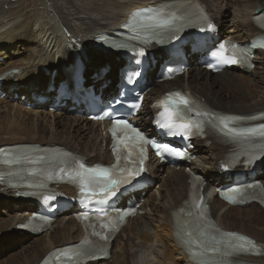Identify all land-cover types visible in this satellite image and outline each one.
<instances>
[{
    "label": "bare ground",
    "instance_id": "1",
    "mask_svg": "<svg viewBox=\"0 0 264 264\" xmlns=\"http://www.w3.org/2000/svg\"><path fill=\"white\" fill-rule=\"evenodd\" d=\"M150 1L152 0H0V31L2 32L3 29L10 26L9 29L6 31L4 30V32L0 34V49L1 45H8L9 49H12L10 42H12V47L18 48V43L16 47V42L14 41L17 39L22 40L20 42L23 44L27 43L29 46L32 45L31 50L27 51L26 57L21 60L22 63L19 66L6 68L2 67L0 64V75L4 76L2 85L5 88H2V90H6L5 92L10 94L12 89L16 87L15 85H20L23 81H29L30 79H33L34 82H36L35 79L49 81L53 73L57 72L56 74L60 76L63 68H65L67 82H74L76 80V73L80 74L82 72V83L84 84L82 87H85L86 83L94 85L90 79H85L86 74L90 73L89 69L94 67L93 65L103 66L112 61V59H119L118 62L116 60L114 61L113 67H126L128 66V64H126L128 59L131 60L129 66H135L140 58L130 55L127 59L121 60L118 56H112L111 54H105L96 50V37L101 33L110 35L113 31H118L122 22L126 21L129 13L133 9L147 7L156 0ZM196 1L201 4L205 10L207 16H204L201 22H203L204 27L208 28L209 25L211 26L212 22H214V15L211 13V7L213 5L205 0ZM197 2H193V9H198ZM244 3L247 5L246 7L252 8L251 11L244 14L245 17L241 14V16L244 17L242 19L243 21L237 28H232L227 32L228 40L242 44L245 43L246 40L264 33V12H260L261 17L258 19L254 18L256 16L254 15V10L256 8H260L264 11V7H262L264 6V0H245ZM234 8L237 11L239 7L234 4ZM51 12L53 15H51ZM95 33L97 34L93 37ZM84 37L93 38L92 40L87 38L86 44H84ZM219 37V34L215 32V30H209V33L203 38V42L199 39L193 41L187 40L186 42L176 41L172 45L167 46L165 48V56L170 58L172 54L180 53L183 57L181 56L178 58L177 56H173V59L176 60H173V62H182V59L185 64H192V66L187 74L171 82L160 81L159 75H157L156 80H152L153 82L148 84L151 91L145 97L144 103L150 101L148 103L151 104L153 101L160 99L164 94L177 89L189 91L215 112L240 117H250L260 114L263 117L261 122H264L263 53H258V59L256 61L261 66V76H263L261 80L258 79L260 80L259 84L255 83L254 78L256 77L249 76L256 71L257 68L253 71H240L234 70V67L233 70H226L220 74L214 75L198 66V61L202 60L206 55L205 51L210 49L213 40ZM12 38H14V40H11ZM35 41H38L37 45H35ZM60 50L65 53L60 55ZM147 51L153 56V60H158V57H160V53L153 48L147 49ZM53 57H56V62L48 67H31L33 63L50 62ZM194 58H197V60H194ZM25 60L28 61V64L24 65L26 62ZM153 65H155V62H153ZM10 69H18L21 73H18V75H10L8 73ZM107 70H109V68H107ZM105 72L104 70L95 71L97 77L94 81L100 84V88L103 85H107L103 93L111 94L115 85L119 84V81H117V83L113 81L109 82L107 77L112 71H110L109 74L106 72V75ZM29 82L27 84H29ZM25 85L26 82L24 86ZM52 89H55L54 93H49ZM63 93L71 98H73V94H75L79 98L78 103L74 104V106H76L74 108H77V110H83L89 105V100L85 99V93H81L79 90L72 91L69 85L63 86L58 92L54 86H51V89L46 92L44 97H47L48 101L51 96L55 94L58 100H60ZM12 98L13 95H9L8 99ZM83 99H85L84 106L82 104ZM3 103L6 105L4 107L8 110L9 116H11L13 112H15V115H20L23 106L21 105L22 103L16 105L18 103L11 100H0V104ZM35 104H38L37 100ZM145 107V112L148 113L150 108L148 106ZM24 108L26 107L24 106ZM58 111L60 110L58 109ZM65 115L69 114L64 113L62 117H65ZM64 120H66V123L70 122L64 118L61 121L63 122ZM76 121L84 124L85 129L82 131L84 132L83 135L87 138V142H81L79 138V141H77V138L75 139L74 137L67 136L69 144L74 143L79 149H84L87 153L96 156L97 159L94 161H89L86 155L80 156V158L85 160L87 165L103 164L102 162L110 157L108 149L104 146V144L106 142L109 143V141L107 137H105L103 129L98 123L87 121L84 117L77 118L74 122ZM252 123L254 122H251V124ZM33 124L35 123L33 122ZM9 125L10 122L6 120V122L4 121L0 126V143L2 146L11 145L15 142H22L18 141L17 138H29L31 136L42 138L45 136L42 135L41 131L36 129V131L34 129H28L29 131H26L23 130L22 127L18 129L14 128V126L9 127ZM81 127L79 128L81 129ZM8 137L11 139L6 142L5 138ZM55 138H59L58 134H55L54 140ZM207 145H209V147ZM203 146L208 147L211 153L210 157L198 156L190 166H186L179 170L167 168V175L161 181V187H159L157 192L155 191L156 194H153L152 188L154 186V181L160 179L163 169L161 167L158 168L155 164L151 165V174L152 177L155 178L150 179V182L152 181L150 187L148 186L144 190L145 194H149L150 196L148 199L140 201L143 203L140 211L145 212L146 215H152V217L145 218L139 216L130 221L128 226L123 229L121 234L112 243L111 257L98 264H194L189 253L180 246L179 241H175V235L177 237L182 236L181 223H179L178 229L176 228V222H180L179 212L181 210L187 211V209H189L188 207L191 205L190 193L193 177L186 172L187 168L195 173L200 172L206 175L204 195L205 200L210 206V218L215 222L216 226L227 232H237L249 236L255 239L261 247L262 254L259 257L244 258L243 261H247L249 264H264V208L258 204H253L244 208L229 207L216 197L217 189L228 185L230 181L236 179L237 175H239L238 177L243 175L245 178L257 181L259 177L264 175V162L261 164L260 160L257 164L256 161L254 166L248 169L245 167V160L241 161L239 164L233 162V160L238 161V157L235 155V146L230 144L229 140L226 138L216 134L213 135V139L210 143L200 142L194 153ZM64 151H66V149ZM90 154H88V156H90ZM237 154L241 155V152L238 151ZM75 159L78 160V158ZM253 160V155L247 157V164H250ZM257 175L258 178L256 179ZM60 190H64L68 194H73L74 197L76 196L75 191L70 187H63ZM160 190H162L164 194L161 193ZM3 195H5L6 200L12 199L11 201L15 204V207L19 208L15 209L13 215L9 216V224L12 222H14L12 223L14 225L23 224L28 217V211L32 207L31 203L34 205L33 209L37 206L42 209L46 208L42 200L31 199L32 201L26 204L29 210L23 211L21 207L25 205L20 203V199L15 196V193L0 187V200H3ZM135 199H137V197ZM8 203L10 204V201H8ZM117 205L118 207H124V203H118ZM69 211H60L57 216L59 218L47 231L31 236L22 233L26 238L31 237L29 239H33L32 237L35 236L39 237H35L37 239L36 242L33 241L35 245L31 248L33 253H31L30 256L32 258H29V256L21 260L19 258L18 260L20 261L17 264H39L48 252L58 248L59 245L64 243L66 245L76 244L79 240L83 239L85 234H83L84 227L79 226L73 216H71L74 213ZM241 212L246 213V215L241 214ZM198 222L204 223L206 220L202 217H198ZM241 227L243 229H241ZM208 232L209 229L203 231L204 234H208Z\"/></svg>",
    "mask_w": 264,
    "mask_h": 264
},
{
    "label": "rangeland",
    "instance_id": "2",
    "mask_svg": "<svg viewBox=\"0 0 264 264\" xmlns=\"http://www.w3.org/2000/svg\"><path fill=\"white\" fill-rule=\"evenodd\" d=\"M152 1H150V2H152ZM205 1L210 2L213 5L211 7V13H212V15H214V22L213 23H215L216 25L218 24L217 28L221 32V35L219 38H223V39L228 38L227 32H229L232 28L233 29L237 28L238 25L243 21L242 19L245 17L244 14H246L248 11H251V9H252L250 7H246L247 5H245V3H244L245 0H220V1L219 0H205ZM234 4L238 5V7H239L237 9V11L234 8ZM262 7H264V6H262ZM219 10H220V13H219ZM255 10L256 11L260 10L261 13L264 12L260 8H258V9L256 8ZM255 10H254V15H258ZM235 11H236V13H235ZM218 13H219V16H218ZM241 14H243L244 17L241 16ZM51 15H53L52 12H51ZM9 27L10 26H7L5 29L2 30V32L0 31V34H2L4 32V30L6 31L7 29H9ZM97 33H100V32H97ZM97 33H95L93 35V37ZM84 38H85L84 44H86L87 38L89 40H92V38H90V37H87V38L84 37ZM11 40H14V38H12ZM14 41L16 42V47H17V43H18V48L12 47V42H10V44H11L10 46L12 49H9L8 45H1L0 64L2 67L7 68V67H17V65L19 66L22 63L21 60H23L26 57V55L28 53L27 51L31 50V48H32V45L29 46V45H27V43L26 44L21 43L20 41H22V40L17 39ZM247 41L248 40H246V42ZM37 44H38V41H35V45H37ZM157 52H159L161 54L160 51H157ZM64 53L65 52L62 50L59 51L60 55H63ZM60 55H58V56H60ZM115 60L117 62L119 61V59H112V61L108 62L107 64H104L103 66L93 65L94 67L89 69L90 73L86 74L85 79L86 80L90 79L91 82L94 83V85H90V86L94 87L95 90H97V88L100 87V84L98 82L94 81V79L97 77V74L95 73V71H97V70H104L107 72V74H109L110 71H112L111 74L107 77L108 81L109 82L113 81L114 83L115 82L117 83V81H119V74H120L121 67L120 68H114L113 67V63ZM55 62H56V57H53V59L50 62L33 63L31 65V67L32 68H42V67H46V66L48 67ZM25 64H28V61H26L24 63V65ZM91 66H92V64H91ZM109 66H111V67H109ZM107 68H109V70H107ZM255 68H257V70L254 71L253 73H251L249 76L250 77H252V76L256 77V78H254L255 83L259 84L260 80L262 79L263 76H261L262 70H261V66L259 65L258 62L255 63ZM11 70H18V69H10L9 71H11ZM28 70H29V68H28ZM156 71H157V68L154 70L153 74L156 73ZM6 72H8V71H6ZM106 72H105V75H106ZM56 73H53V75L51 76V80H49V81H46V80L43 81L40 79H35L36 82H34L33 79H30L29 80L30 82L29 81H23L22 82L23 84L21 83L20 85H15L16 87L12 89L11 93L9 92L10 94H8V92L6 93L5 92L6 90L5 91L2 90V88H4V86L2 85V87H1L2 91H0V100H11V101L18 103L16 105H20L22 103L21 105H23V106H22V109L20 111V115L18 116V114H16L19 117L18 118L15 115V112H13V114L11 115L12 117L9 116L8 110L4 107L6 105L4 103L0 104V108H1L0 109V123H1L0 126L2 125V123H4V121L6 122V120H7L10 122L9 127L14 126V128H18V129H21V127H22V129L26 130V131L36 129V130L41 131L42 135H45L42 138H36L33 136H31L29 138H25V137L17 138L18 141H22V142H17V143L15 142L11 145H19V144H27V143H29L27 145L39 144V145L44 146V147H50L52 145V146H56V147L61 148V149L65 148L68 153L74 154L76 156L86 155L87 159L89 161H94L97 159L95 155H91L90 153H87L84 149H79L74 143L69 144V139H67L68 137H74L75 139L77 138V141H79V139H80L81 142H83V141L87 142V138L83 135L84 132L82 131L83 129H85L84 124H82V122H78V121L74 122L77 118H81V117L85 118V116L82 115L81 113L75 111V109L71 106V102L69 99L65 100V105H61V107L59 109L61 112L58 111L57 109H55V110L50 109L51 108L50 107L51 101L48 103H45V104H41V103L35 104L36 100L34 97H37V96L44 97L46 95V92H48L51 89V86H54L55 88L58 89L61 87L62 84H64L66 82L65 68H63V71L61 72L60 76ZM258 79H260V80H258ZM1 80H3V78L0 75V81ZM62 80H64V81H62ZM25 82H26V85L24 86ZM28 82L30 85L27 84ZM87 86H89V83L87 84ZM116 86L117 85H115L111 94H115V92L117 90ZM102 87H104V90H105L107 88V85H103ZM9 95H13V98L8 99ZM102 95H107V94L103 93ZM148 102H150V101H148ZM148 102H145V103L149 107L150 104ZM28 104H30V107H28L29 106ZM24 106L26 108H24ZM56 111H58V112H56ZM35 113H36V115H35ZM64 113H68L69 115H65V117H62V114H64ZM4 115H6V116H4ZM63 118L69 120L70 122L66 123V120H64L62 122L61 120H63ZM3 119H5V120H3ZM23 119H24V121H23ZM20 122H22V123H20ZM33 122L35 124H33ZM37 123H39V124H37ZM81 126H83V127H81ZM79 127H81V129ZM52 129H53V131H52ZM76 133H78V134H76ZM55 134H58L59 138H57V139L55 138V140H54ZM63 134L66 136H64ZM65 138H66V140H65ZM10 139L11 138H9V137L5 138V141L7 142ZM0 146H2L1 143H0ZM207 146L209 147V145H207ZM207 146H203L201 149H198V151L195 152L196 157H198V156L210 157L211 153L209 152ZM88 154H90V156H88ZM104 161H106V160H104ZM197 174H199L205 180L206 175H204L200 172ZM166 175H167V170H164V171H162V175L160 176V179L157 181L156 180L154 181V186L152 188L153 194H156L155 191L157 192L159 187H161V185H162L161 181L165 178ZM258 180H261L263 182L264 181V175H262V177H259ZM222 181H223V179H222ZM160 192L163 193L162 190H160ZM149 196H150L149 194L148 195L145 194V195H143V198L148 199ZM155 197H157V196H155ZM2 198H3V200H0V264H17L21 259L26 258V256H29V258H32L30 256L31 253H33L31 248L34 247V245H35L34 242H36V240H37L35 237H39V236L32 237L33 239H29L31 237L26 238L25 235H28V236H31V235L26 234L25 232L19 231L17 229V226L19 224H17V225L12 224L14 222H12L11 224L8 223L9 216L13 215L14 210L19 209V208L15 207V204L11 201L12 199L6 200L5 195H3ZM8 201H10V204L8 203ZM19 201L22 205H25L24 207H21V209L23 211L29 210V207L26 206V204H28L27 201H24V200H19ZM31 205H32V207L28 211V213L31 212V210L34 207V205L32 203H31ZM17 206H19V205H17ZM241 214L246 215V213H242V212H241ZM142 217L148 218V217H152V215H149V214L146 215V213H145V215H143ZM4 225H6V226H4ZM241 229H243V228L241 227ZM22 233H24L25 235ZM121 238H123V237H121ZM31 244H33V245H31ZM64 245H66V244L65 243L61 244L58 246V248L61 246H64ZM25 250L28 252H26ZM21 252H23V253H21ZM173 255L176 256L175 254H173ZM19 258H20V260H18ZM103 261H105V260H102L98 263H101Z\"/></svg>",
    "mask_w": 264,
    "mask_h": 264
},
{
    "label": "snow or ice",
    "instance_id": "3",
    "mask_svg": "<svg viewBox=\"0 0 264 264\" xmlns=\"http://www.w3.org/2000/svg\"><path fill=\"white\" fill-rule=\"evenodd\" d=\"M175 20V16L172 15L167 18H159L155 21L154 27L159 29H170L173 26V22ZM210 27V25H209ZM235 47V46H233ZM261 47H264V44L261 45ZM216 58L224 63L228 64H236L238 63L237 59L233 57H228L224 55V49H221L220 51L216 52L214 54ZM177 97H179V102L176 105L177 108L179 105H183L185 107L189 106V100L185 97H183L180 93L175 94ZM165 112L168 115V122H166L163 127L166 128H172L174 125L171 123V120L174 116L177 115L175 111H170L165 105ZM197 115H208V113H200L197 112ZM183 119V117H181ZM157 123H160V121H157ZM220 123L223 125L222 130L226 129L227 134H230L232 137H247L248 135L255 134L257 131H259L261 136H264V127L261 129H241L237 130L235 128L229 127L223 120L220 121ZM198 126V125H197ZM180 127L188 128L189 124L184 123L180 125ZM118 132H123L124 136L123 138L117 136ZM131 133V137H129L128 133ZM112 134L114 137L117 138L118 143L123 146L124 151L127 152V157L125 159L128 160V163L131 165H136L137 161L135 159H132L133 152L139 149V159L140 163L142 164L143 161V152H144V146L147 144H151L153 148L157 150L158 154L167 153L170 156L175 157H182L184 155L183 151L178 150L175 147H170L168 144L163 143H157L155 140L152 139H146L139 131H137L136 128L132 127L131 124H129L126 120L118 119L115 121V127L112 129ZM134 141V142H130ZM117 153V160L119 161L121 159L120 155V149H116ZM81 168H83V165H81ZM117 168L119 169L122 176H124V173L127 172V176H124L123 180H116L109 178V170L108 169H84L83 173L80 174L81 176V192L82 193H89V194H95L97 189L100 193H102L104 196H116V189L119 187V185L123 182H127L131 176L136 175L139 176L140 173L143 171L142 167H135V168H121L119 163L117 164ZM102 181V182H101ZM86 218V217H85ZM205 234L203 232L200 233V236L203 237ZM189 237H192V233H188ZM238 240H244L242 237H237ZM192 242L196 243L197 246H203V241L200 240H193ZM87 243V241H85ZM246 244L252 245L253 242L250 240H245ZM230 248L236 249V250H247L244 248V244H230ZM213 252L216 251L215 248L212 249ZM71 259V257H69Z\"/></svg>",
    "mask_w": 264,
    "mask_h": 264
},
{
    "label": "water",
    "instance_id": "4",
    "mask_svg": "<svg viewBox=\"0 0 264 264\" xmlns=\"http://www.w3.org/2000/svg\"><path fill=\"white\" fill-rule=\"evenodd\" d=\"M257 13H260V11H257ZM102 46L105 47V48L108 47L107 45H102ZM95 49L98 50V51H100V52H102V53H105V52H104L102 49H100V48L95 47Z\"/></svg>",
    "mask_w": 264,
    "mask_h": 264
}]
</instances>
